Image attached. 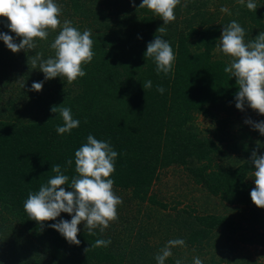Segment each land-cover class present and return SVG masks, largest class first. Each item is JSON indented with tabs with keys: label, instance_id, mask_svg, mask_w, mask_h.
Returning <instances> with one entry per match:
<instances>
[{
	"label": "trees",
	"instance_id": "16d2710c",
	"mask_svg": "<svg viewBox=\"0 0 264 264\" xmlns=\"http://www.w3.org/2000/svg\"><path fill=\"white\" fill-rule=\"evenodd\" d=\"M210 1L181 0L174 10L176 20L165 26L166 34L158 33L171 43L176 56L173 73L164 76L157 75L154 61L144 56L148 42L164 22L151 10L139 8L142 0H134L135 7L132 0H54L63 12L58 17L61 26L51 31L58 35L64 19L81 32L90 29L95 55L90 63L82 64L86 76L71 84L56 77L50 88L43 86L42 91H31V97L23 96V106L29 108L30 103L37 113L33 118L24 120L15 110L22 95L0 101V264H156L160 246L147 241L151 234L148 221L152 217L153 224L157 221L155 211L162 214L157 227L166 234L173 231L172 235L186 242L184 249L177 246L174 251L178 247L185 252L199 251L203 264H264L236 261L234 253L244 245L264 246V209L250 196L256 187L251 154L257 150L264 155V136L245 123L263 115L246 107L243 115L232 118L238 86L236 78L223 71L231 57L216 48L224 25L232 20L245 29V41L264 31V0H254L256 11L247 9V0L243 4L240 0ZM185 3L187 7L182 8ZM221 7H227L231 15L221 12ZM0 32L6 33L1 24ZM3 55L0 67L5 68L3 60L13 56ZM40 76L45 78L38 66H26V88L31 89L29 84ZM146 80L153 82L147 91L143 88ZM156 85L165 88L162 95ZM63 103L80 125L61 136L56 126H62L63 120L50 109ZM197 114L209 118L214 126L209 131L198 129L193 125ZM89 134L110 141L119 153L115 172L108 177L115 181L113 192L147 205L143 216L148 226L137 228L136 250L127 256L116 250L112 227L104 232L97 227L90 235L81 223L80 244H70L49 225L71 220V215L61 213L56 220L43 222L41 228L23 207L28 193L38 191L55 175L52 165L66 168L64 174L70 180L77 175L75 151ZM68 159L73 160L71 167L66 165ZM170 169L183 173L188 187H199L218 199L220 208H212L216 201L201 214L177 207L180 201L172 198L177 194L184 197L191 190L182 187L183 192L174 188L176 194L169 201L173 213L162 212L169 203L159 199L161 192L154 184ZM213 236L224 239L225 248L219 253L217 245L212 246ZM97 239H110L111 244L86 253ZM207 246L213 250L209 255L200 251ZM166 261L171 263L172 258Z\"/></svg>",
	"mask_w": 264,
	"mask_h": 264
},
{
	"label": "clouds",
	"instance_id": "9594fccd",
	"mask_svg": "<svg viewBox=\"0 0 264 264\" xmlns=\"http://www.w3.org/2000/svg\"><path fill=\"white\" fill-rule=\"evenodd\" d=\"M132 3L135 7L134 0ZM240 3L243 4L244 0H240ZM180 4L181 0H142L139 5V8L151 10L164 22L163 26L158 27L155 38L148 42L144 53L146 60L154 61L157 75L163 73L164 76H168L174 71L176 56L173 47L158 33L166 34L165 26L176 20L174 10ZM246 6L249 11H256L258 7L254 0H247ZM181 7L186 8L187 3ZM220 11L231 15L227 7H221ZM62 12V5L55 3L54 0H0V17H7L10 21L5 26L15 33L17 38H22L17 43L12 35L0 32V40L13 53L34 50L37 47L35 38L47 40L50 35L47 29L55 30L61 26L58 17ZM245 35V29L236 20H232L224 25L216 48L231 57L223 71L236 78L238 86L235 93L236 108L244 111L247 107L264 115V31L248 42H245ZM93 45L90 29L81 32L72 25V21L64 19L59 34L50 45L54 50V56L44 59L43 53L37 52L34 56L28 57V64L32 68L38 66L44 73L45 80L61 77L71 84L78 77L87 75L82 69V64L93 60L95 55ZM152 87L151 80L143 82L145 91ZM42 89L43 81L33 82L30 90L39 92ZM156 90L161 95L165 92L162 85H156ZM50 111L58 113L63 120L62 126H56L59 135L71 133L73 129L79 127L80 121L73 118L72 109L64 106V103L59 106L53 105ZM245 123L264 136V120L246 119ZM86 139L87 142L75 151L77 175L70 180L69 176L64 174L66 168L62 169L60 164L52 165L51 172L55 175L48 179L47 183L42 184L38 191H30L23 205L29 219L39 222L41 228L44 226L43 222L56 220L61 213L71 215V220L62 219L49 226L58 231L70 244L75 245L80 244L77 236L78 226L82 222L90 235L95 234L93 230L98 226L100 232H104L110 221L118 219L117 205L123 204V199L113 192L115 181L108 178L115 172L114 164L119 153L113 149L110 141L98 140L92 134ZM257 145L260 146L259 141ZM250 162L255 166L256 185L250 196L256 206L264 209V155H259L257 150H253ZM72 164V159L66 161L68 167ZM65 185L72 191L63 187ZM110 244V239H97L90 248L85 249V252L94 248H106ZM185 245L183 239L168 240L155 255L156 264H165L173 254L172 248ZM175 264L184 262L177 259ZM193 264H203V261L199 257H194Z\"/></svg>",
	"mask_w": 264,
	"mask_h": 264
},
{
	"label": "rangeland",
	"instance_id": "374dc122",
	"mask_svg": "<svg viewBox=\"0 0 264 264\" xmlns=\"http://www.w3.org/2000/svg\"><path fill=\"white\" fill-rule=\"evenodd\" d=\"M208 1L211 3L210 0ZM7 23H10V21L7 20V17H0V24L2 27L3 26L5 27L6 33L12 35L16 39V42L19 43L20 39L22 38H17L16 34L11 32V30L5 26ZM51 30L52 29H47V31L50 32V35L47 38V40H40L38 37L35 38L37 47L34 50H30V51L22 50L24 55L22 54V51H20L19 54L21 53L22 55H20L19 57H18V53H13L11 50L7 48L5 43L2 40H0V54H4L3 57L5 55L13 56V58L10 60H8L7 58H6L7 61L3 60L6 63L4 66L5 68L0 67V101L4 102L6 100L7 101L12 100L14 99V95L16 94L22 95L21 100L18 104V108H16L15 110L19 113L20 115L19 117H21L24 120L33 118L34 116L37 115V113L35 112L34 107L31 106L30 103H28L30 106L29 108H27V106H23V103L25 102V98H23V96L29 98L32 95L30 88H26L27 86L24 85L26 81L23 78V70L26 66H30L28 64V57L34 56L37 52L43 53L44 59H47L50 56H54V50L51 49L50 45L57 34L52 32ZM249 40L250 39L247 37V41L245 42H248ZM20 80L22 82V85H24V87H22V85L20 84ZM41 81H43L44 87L46 86L47 88H50V85L52 84L51 80H45V78H42V76H40L38 79H34V82H41ZM29 85L31 86L32 84L30 83ZM246 110L247 109L241 111L238 110L237 108H234L231 116L232 118H236L235 117L236 115H240V114L243 115V113L246 112ZM254 119L257 118L254 117ZM261 120H264V115L263 117H260L256 121H261ZM193 125H195L198 129L209 131V129H211L214 126V122H212L209 118L202 116L201 114H197L193 119ZM206 134L208 136H212L211 133L209 132L208 133L206 132ZM182 187L191 190L185 191L184 197H180L177 194L178 197L175 196L174 198H172L176 194L174 188L175 189L177 188V191L179 192L180 191L183 192ZM191 187L192 186L189 187L187 186V181L183 173L182 174L180 172L173 173L171 169L162 173L159 181H157L154 184V188L159 189V191L161 192L158 195L159 199H161L164 202L167 201V203H169L171 198L175 199L174 201L179 200L180 203L177 204V207L186 206L189 208V210H192V212L195 214L196 213L201 214L203 213L202 210L211 208L212 206L211 203L213 204L218 202L217 204H214L216 206L212 208H220L219 207L220 202L218 199L211 198L209 195L206 194V192L199 190V187H197V189H195V187L194 189H192ZM114 194L123 199V204L117 205L118 219L116 221H110L109 227L107 229H110L111 227L114 228V233H111V235H113L114 239L118 241L116 248L118 253H123L125 254L124 256H127V254H130L131 251L136 250L137 242L135 240L136 239L135 233L139 226L144 227V226H148L149 224L148 231H150L151 233L147 237V241L149 245L159 244L160 248H162L167 243L168 240L177 239L176 236L172 235L173 231L169 230L168 233L166 234L164 231H161L157 227L156 222L158 221V219H160V217H162L161 213L155 211L157 221L153 224L152 223L153 217H152L151 219H149L148 224H146V220H145L146 218L143 216V212H146V207H147L145 203L142 204V203H137L135 201H130L128 199L127 194H121L117 192H114ZM202 205H206V206H202ZM171 207H172V203L170 202L167 207L168 209H162V212L173 213L174 210ZM122 216L124 218H122ZM129 226L134 228L132 232L126 230ZM2 239L3 238L0 237V245H2ZM223 242L224 239L222 237L213 236L212 246L217 245L216 251L218 253L221 252L223 248H225L222 246ZM212 246H207L206 248H202L200 249V251L201 252L205 251V253L209 255L210 252L213 251L211 248ZM174 248L171 249L173 253L172 256H170V258H172L171 263L169 261H166L165 264H173L177 259H181L184 262V264H193L194 257L198 256L199 258H201L202 256L199 253V251L196 253L193 251L185 252V250H181L179 247L177 248L176 251H174ZM182 249H184V247H182ZM235 250H236L234 252L236 254L235 257H237L236 261L240 259L241 261L258 260L264 262V246L244 245V246H240L239 248H235ZM186 257H192L191 258L192 260L189 261L188 259H186ZM1 259H3V257L0 255V260Z\"/></svg>",
	"mask_w": 264,
	"mask_h": 264
}]
</instances>
